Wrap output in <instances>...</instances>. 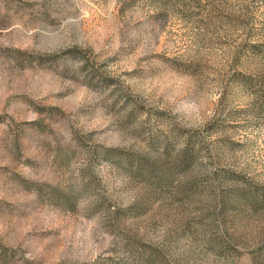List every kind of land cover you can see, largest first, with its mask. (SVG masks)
Instances as JSON below:
<instances>
[{
    "label": "rangeland",
    "instance_id": "1",
    "mask_svg": "<svg viewBox=\"0 0 264 264\" xmlns=\"http://www.w3.org/2000/svg\"><path fill=\"white\" fill-rule=\"evenodd\" d=\"M0 264H264V0H0Z\"/></svg>",
    "mask_w": 264,
    "mask_h": 264
},
{
    "label": "trees",
    "instance_id": "2",
    "mask_svg": "<svg viewBox=\"0 0 264 264\" xmlns=\"http://www.w3.org/2000/svg\"><path fill=\"white\" fill-rule=\"evenodd\" d=\"M258 205H260V204H258Z\"/></svg>",
    "mask_w": 264,
    "mask_h": 264
}]
</instances>
